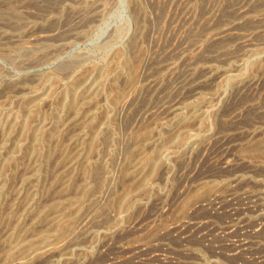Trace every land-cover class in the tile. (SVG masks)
I'll return each instance as SVG.
<instances>
[{"label": "rangeland", "instance_id": "374dc122", "mask_svg": "<svg viewBox=\"0 0 264 264\" xmlns=\"http://www.w3.org/2000/svg\"><path fill=\"white\" fill-rule=\"evenodd\" d=\"M0 264H264V0H0Z\"/></svg>", "mask_w": 264, "mask_h": 264}]
</instances>
